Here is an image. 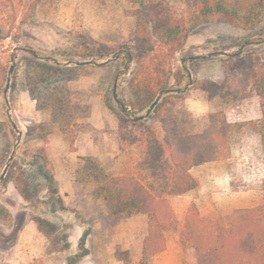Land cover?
Segmentation results:
<instances>
[{"label":"trees","instance_id":"obj_1","mask_svg":"<svg viewBox=\"0 0 264 264\" xmlns=\"http://www.w3.org/2000/svg\"><path fill=\"white\" fill-rule=\"evenodd\" d=\"M41 1L0 0V95L7 91L9 73L15 75L21 71L26 91L45 117L34 125L35 136L46 141L56 128L68 148L74 150L76 134L84 126L82 119L90 113L89 105L75 98L68 86L78 76L80 65L41 57L27 47L9 48L4 44L5 40L11 44L18 41L21 26L31 20ZM131 2L136 6L131 11L135 25L129 41L119 46L85 45V49L92 58L119 57L124 53L133 62L128 80L129 101H121L123 106L115 107L104 98V104L117 118L121 149L135 145L141 157L124 160L122 172L110 176L96 157L79 156L74 177L83 186L93 184L90 194L103 200L111 215L146 216L147 232L139 261L146 264L166 247L165 232L170 229L174 216L168 197L197 186L189 172L192 167L228 158L233 136L244 130L259 136L264 153V50L228 53L219 60L221 80L196 82L210 103L214 98L219 99L218 103H211L201 118L179 109L178 103L186 97L181 88L186 72L183 65L173 63L191 27L204 21L217 19L264 35V0H183V13L169 0ZM18 49L23 50L22 54H17ZM253 97L258 98L260 118L232 122L226 106ZM155 100L157 103L150 112L142 115ZM40 158L46 165L44 174L50 182L51 163L44 153ZM14 168L11 163L4 183L13 180L26 201L38 202L39 191L31 188L23 171L16 174ZM49 190L51 198L57 194L56 187ZM34 221L48 238L49 252L69 247L63 226L41 217H34ZM179 238L189 264H264V196L257 206L235 209L227 219L220 214L203 218L191 204ZM83 241L81 237L79 247ZM82 255L76 253L67 258L68 264H75Z\"/></svg>","mask_w":264,"mask_h":264},{"label":"rangeland","instance_id":"obj_2","mask_svg":"<svg viewBox=\"0 0 264 264\" xmlns=\"http://www.w3.org/2000/svg\"><path fill=\"white\" fill-rule=\"evenodd\" d=\"M169 2L179 13H183V0H169ZM135 6L131 0H42L31 20L21 26L18 41L11 44L5 40L4 44L9 48L27 47L41 57L55 58L69 65H80L78 76L71 80H76L71 84V94L81 100V90L77 85L79 80H82L92 91L93 88L97 90L101 87L103 100L107 98L117 107L121 101L125 103L129 101L128 80L133 62H129L124 53L119 57L92 58L87 55L88 50L85 49V45L119 46L127 43L135 25V17L131 15ZM248 49L264 50V35L257 34L255 29L245 30L217 19L192 26L184 45L173 59V63L183 65L186 72L181 84L186 97L178 103L179 109L192 116L186 98L202 95L201 89L196 87V82L201 79L221 80L219 60L228 53ZM22 52V49L17 50L18 55ZM105 65H112L115 75L111 76L106 86L94 87L98 78L105 76L101 70ZM95 67L97 74L94 73ZM117 70L118 74H116ZM115 82L116 97L113 96ZM6 85L7 91L0 95V177L4 173L3 179L0 180V264H68L67 258L76 253L83 255L75 264H92V262L99 264L101 259L109 263L113 260L111 254L113 251L119 259L118 264L122 261H127L128 264H140V260L134 257L133 253H137L135 249L126 251L121 248L123 229L119 227L113 231L107 229L108 227L100 226L92 230L91 219H84L81 216L79 223V220L75 219L77 215L69 213L71 209L69 203L63 202L58 194L50 197L49 187H56V184L53 176L50 182L46 179L44 174L46 165L40 155L42 153L47 155L49 144L48 146L46 144L54 137L49 135L47 140L43 141L32 131L39 119V113L36 112L35 100L30 98L25 89L22 72L18 71L15 75L10 72ZM218 102L219 99L214 98L211 103ZM258 103L256 97L229 103L226 106L229 119L232 122L246 121L242 119L257 112ZM145 113L146 111L142 115ZM41 115L43 121L45 117L42 113ZM53 130L60 134L56 128ZM242 134L252 133L244 130L243 133L234 135L232 141L236 143L239 135ZM123 153L125 160L129 159V147L124 149ZM135 153H139L138 148ZM11 163H14L16 174L23 171L31 188L39 191L38 202L26 201L15 188L13 180L4 183ZM34 217L59 224L68 234L73 229V223L82 224L83 245L78 247L77 243L72 241L74 242L72 248L49 252L48 238L38 230ZM136 236L133 241L129 236L131 245L136 244ZM179 254L182 263L189 261L184 247ZM146 264L156 263L152 258Z\"/></svg>","mask_w":264,"mask_h":264},{"label":"crops","instance_id":"obj_3","mask_svg":"<svg viewBox=\"0 0 264 264\" xmlns=\"http://www.w3.org/2000/svg\"><path fill=\"white\" fill-rule=\"evenodd\" d=\"M96 70L95 67V74H97ZM101 70L105 76L99 77L94 87L106 86L111 76L115 75L112 65H105L101 67ZM74 82L76 80L69 82V89H72L71 84ZM85 84H87L85 81L79 80L77 88L81 90L80 102L89 105L90 113L88 117L82 119L84 126L76 134L74 150L68 148L66 141L56 133V130L49 134L54 138L46 144L47 146L49 144L46 156L52 166L57 194L63 202L70 204L69 213L77 215L75 219L79 220V223L81 216L84 219H91L92 230L100 226L108 227L107 229H113V231L119 227L123 229L120 240L121 248L126 251L135 249L137 253H133L134 257L140 260V249L147 232L146 216L144 214L130 217L111 215L104 201L90 194L93 184L83 186L74 177L79 156L96 157L110 176L122 172L121 162L126 158L120 146L117 119L104 104L101 87L97 90L93 88L92 91ZM200 91L201 96L186 98L188 110L195 118L205 116L211 105L205 92ZM36 112L39 113V119L36 121L38 123L42 115L39 111L36 110ZM260 116L259 105L257 112L242 120H256ZM136 148L135 145L129 147V158L131 156L136 159L141 157L140 151L135 153ZM189 172L197 181V186L186 193L168 197L174 216L170 229L165 232V250L152 257L156 264H189V261L182 263L179 254L183 248L179 233L189 205L194 204L203 218L220 214L227 219L235 209L257 206L264 196L262 188L264 153L256 133L239 135L236 143L231 141L228 158L205 162L192 167ZM79 223L72 224L73 229L69 234L66 231L69 248L73 247L74 242L72 241H75L79 247L80 239L84 237L83 225ZM135 235H137L136 244L131 245ZM129 236L132 241L129 240ZM111 254H113V260L108 263L105 259H101L99 264H118L119 259L116 258L114 251ZM92 264L97 263L92 262ZM120 264H128V262L122 261Z\"/></svg>","mask_w":264,"mask_h":264},{"label":"water","instance_id":"obj_4","mask_svg":"<svg viewBox=\"0 0 264 264\" xmlns=\"http://www.w3.org/2000/svg\"><path fill=\"white\" fill-rule=\"evenodd\" d=\"M116 82L114 83V89H113V96L114 97H116ZM157 103V100H155V101H153V103L149 106V108L146 110V113L145 114H148L149 112H150V110L152 109V107L155 105ZM7 166H8V164H7ZM7 166L5 167V169H4V172L6 171V169H7ZM4 174V173H3ZM1 175V177H0V180H2L3 179V177H4V175Z\"/></svg>","mask_w":264,"mask_h":264}]
</instances>
